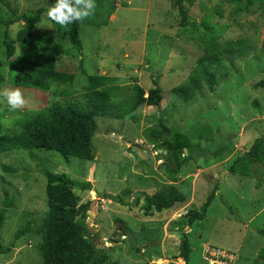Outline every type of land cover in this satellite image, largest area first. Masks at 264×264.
<instances>
[{
    "label": "rangeland",
    "instance_id": "rangeland-1",
    "mask_svg": "<svg viewBox=\"0 0 264 264\" xmlns=\"http://www.w3.org/2000/svg\"><path fill=\"white\" fill-rule=\"evenodd\" d=\"M47 2L0 0V91L18 88L12 83L18 59L41 57L53 46L56 68L74 74V81L52 85L48 91L19 88L28 101L22 109L11 110L0 97L2 133L18 132L16 123L25 120L26 113L54 103H83L86 78L80 67L88 74L110 77L117 101L130 100L136 87L155 88L153 81L161 89L162 100L158 108L141 105L122 119L98 117L91 140L93 161L71 158L66 164L56 153L38 150L0 153V207L5 193L10 201L1 230V244L10 251L0 254V264L42 262L36 247L47 211L45 172L66 173L77 182L91 184L90 190L73 192L78 205H86L87 229L96 231L88 236L103 240L116 264H179L182 232L189 233L192 248L188 264H204L200 249L205 244L236 252L237 264H264L257 258L264 245L257 233L264 227V185L256 189L254 179L227 172L264 131V87H254L264 80V0L247 10L246 0H95L94 14L80 21V53L61 35L65 27H54L43 13L31 38L15 42V54L8 59L2 44L5 22L45 8ZM180 7L186 13L184 27L179 26ZM21 28L22 22L10 25L11 38ZM207 35L221 44L243 43L248 52L233 66L216 70L213 91L203 83L185 102L173 90L204 54ZM160 123L200 143L204 155L181 169L177 185L188 190L187 202L146 217L140 210L142 200L133 204L136 195L172 184L158 149L160 140L150 132ZM216 184L203 225L178 229V218L197 209ZM116 222L122 223L118 225L121 238L116 236Z\"/></svg>",
    "mask_w": 264,
    "mask_h": 264
},
{
    "label": "trees",
    "instance_id": "trees-1",
    "mask_svg": "<svg viewBox=\"0 0 264 264\" xmlns=\"http://www.w3.org/2000/svg\"><path fill=\"white\" fill-rule=\"evenodd\" d=\"M186 1L193 3L195 0ZM256 1L258 0H246L245 10ZM55 2L56 0H48L45 8L24 12L5 22L2 44L8 59L15 54V42L28 41L31 38L43 13L54 27L59 30L63 28L47 16L48 9ZM179 15V26L184 27L186 13L181 7ZM80 21L67 25L61 33L79 53L82 50L79 39ZM17 22H22V28L13 39L8 32V27ZM205 27L210 30V27ZM206 37L203 43L204 54L197 60L187 79L173 90V93L185 102L193 99L203 83L209 91H213L217 85L216 70L224 68L226 64L233 66L236 59L244 57L248 52V47L243 43L226 41L221 44L212 35ZM56 55L57 51L53 46L41 57L18 59L17 66L12 68L13 85L18 88L48 91L52 85L72 83L74 74L62 72L56 68ZM80 71L86 78L84 102L67 105L54 103L41 111L26 113L25 120L16 123L19 126L18 132L12 134L2 133L0 125V153L38 150L56 153L66 164L71 158L93 161L91 140L97 129L98 117L122 119L126 114L134 113L141 105L158 108L161 104L162 92L156 85V81H153L155 88L145 91L141 87H136L130 100L117 101L114 98L115 88L111 85L110 77L97 73L88 74L81 67ZM254 87H264V80L256 83ZM252 104L257 106L258 103L253 101ZM150 132L155 140H160L158 149H161V155L166 160L165 173L172 184L162 186L152 194L138 193L136 195L133 204L137 206L142 200L140 210L146 217L164 210H174L187 202L188 190L177 185L181 169L187 161L204 155L201 144L192 143L189 136L182 131H173L160 123L158 129ZM227 172L254 179L256 189L264 185V131L253 141L246 153L230 164ZM44 177L47 211L37 231L40 240L36 247L42 259L41 264H116L110 259L109 250L96 248L95 241L86 236L88 231L84 221L86 205H78V198L73 190L75 188L81 191L90 190L91 184L77 182L66 173L45 172ZM217 190L216 184L197 209L188 210L181 215L175 223L178 229L181 231L185 227L191 229L195 224L202 226ZM91 196L92 200L97 199L94 192ZM9 207L10 201L5 193L0 207V254L10 251L8 247L1 244V230ZM89 208L93 214V208ZM27 230L31 229L27 227ZM257 233L264 240V227ZM122 236H124L123 233ZM179 250L178 261L188 264L192 251L189 233L182 232ZM257 258L264 260V245Z\"/></svg>",
    "mask_w": 264,
    "mask_h": 264
},
{
    "label": "clouds",
    "instance_id": "clouds-1",
    "mask_svg": "<svg viewBox=\"0 0 264 264\" xmlns=\"http://www.w3.org/2000/svg\"><path fill=\"white\" fill-rule=\"evenodd\" d=\"M95 9V0H56L55 4L48 9L47 16L61 27H66L91 16ZM0 97L6 100L11 110L22 109L28 103L19 88H6L0 91Z\"/></svg>",
    "mask_w": 264,
    "mask_h": 264
},
{
    "label": "built area",
    "instance_id": "built-area-1",
    "mask_svg": "<svg viewBox=\"0 0 264 264\" xmlns=\"http://www.w3.org/2000/svg\"><path fill=\"white\" fill-rule=\"evenodd\" d=\"M200 256L204 264H236L238 259L236 253L208 244L202 246Z\"/></svg>",
    "mask_w": 264,
    "mask_h": 264
},
{
    "label": "water",
    "instance_id": "water-1",
    "mask_svg": "<svg viewBox=\"0 0 264 264\" xmlns=\"http://www.w3.org/2000/svg\"><path fill=\"white\" fill-rule=\"evenodd\" d=\"M160 151V150H159ZM185 152H186V150H184ZM164 153H166V152H164ZM90 215H92L91 213H89ZM118 225H122V223L121 222H116V229H118V232H116V236L118 237V238H121V233H120V231H119V227H118ZM92 234V235H94L95 233H96V231L95 230H93V229H91V227L89 226L88 227V231H87V233H86V236H88L89 234ZM111 242H113L114 240L113 239H111L110 240ZM98 244H100L101 245V247H98L97 245ZM95 247L96 248H98V249H105V250H107L109 247H107V246H105V243H103V240H101L100 238H96V241H95Z\"/></svg>",
    "mask_w": 264,
    "mask_h": 264
},
{
    "label": "crops",
    "instance_id": "crops-1",
    "mask_svg": "<svg viewBox=\"0 0 264 264\" xmlns=\"http://www.w3.org/2000/svg\"><path fill=\"white\" fill-rule=\"evenodd\" d=\"M206 245V244H205ZM201 248H202V246H201ZM230 250V249H229ZM232 251V250H231ZM200 252H201V249H200ZM232 252H234V251H232ZM234 253H236V252H234ZM201 257V256H200ZM238 263V259H237V261H236V264Z\"/></svg>",
    "mask_w": 264,
    "mask_h": 264
},
{
    "label": "bare ground",
    "instance_id": "bare-ground-1",
    "mask_svg": "<svg viewBox=\"0 0 264 264\" xmlns=\"http://www.w3.org/2000/svg\"><path fill=\"white\" fill-rule=\"evenodd\" d=\"M91 223V221H89V224ZM154 259H157L156 257H153Z\"/></svg>",
    "mask_w": 264,
    "mask_h": 264
}]
</instances>
